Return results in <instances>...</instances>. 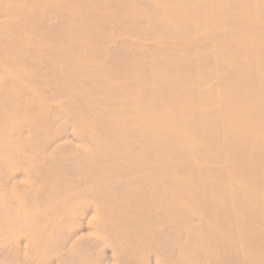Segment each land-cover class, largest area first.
<instances>
[{"label": "bare ground", "instance_id": "obj_1", "mask_svg": "<svg viewBox=\"0 0 264 264\" xmlns=\"http://www.w3.org/2000/svg\"><path fill=\"white\" fill-rule=\"evenodd\" d=\"M77 203L113 264H264V0H0L10 261L78 264Z\"/></svg>", "mask_w": 264, "mask_h": 264}, {"label": "rangeland", "instance_id": "obj_2", "mask_svg": "<svg viewBox=\"0 0 264 264\" xmlns=\"http://www.w3.org/2000/svg\"><path fill=\"white\" fill-rule=\"evenodd\" d=\"M78 179V178H77ZM86 212L87 214L92 212V209L89 207V209H85L81 206L80 203H77V234L78 238L85 237L87 240H89L94 247L88 250H85L83 257L80 259V262L78 264H111L114 262V258L118 257L119 255L116 254L117 251H114L113 246H110L108 243H101L100 240H97V237H99L100 234L97 232L95 235H92V230L90 229V226L87 225V214L85 216H81V212ZM17 233V232H16ZM14 234L10 232V230L5 231V236L8 237L9 235L12 236L13 239H16L19 234ZM4 238V237H3ZM1 238V240L3 239ZM128 256L126 255L125 262L132 263V261H135L138 264H153V261L155 259L153 254H150L151 261L148 262V255L146 253H139V251L136 250L135 247L130 246L127 250ZM66 254V252H64ZM13 255V251H10L8 247L0 246V264H13L10 261V257ZM55 252L52 253V251L43 250L42 252L38 253L35 256V260L33 262H26V264H50L51 259H55L56 256ZM143 255V256H142ZM66 260H69V257L66 256ZM101 260H106L105 263H101ZM21 263V262H20ZM23 264V263H22ZM55 264V263H53ZM113 264V263H112ZM161 264H171L169 261L163 259V262Z\"/></svg>", "mask_w": 264, "mask_h": 264}]
</instances>
